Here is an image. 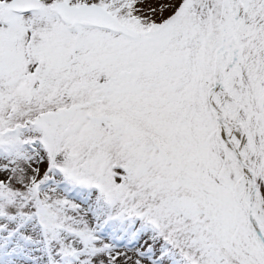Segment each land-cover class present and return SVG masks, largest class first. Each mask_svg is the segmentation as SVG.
<instances>
[{"label": "snow or ice", "instance_id": "obj_1", "mask_svg": "<svg viewBox=\"0 0 264 264\" xmlns=\"http://www.w3.org/2000/svg\"><path fill=\"white\" fill-rule=\"evenodd\" d=\"M0 264H264V0H0Z\"/></svg>", "mask_w": 264, "mask_h": 264}]
</instances>
